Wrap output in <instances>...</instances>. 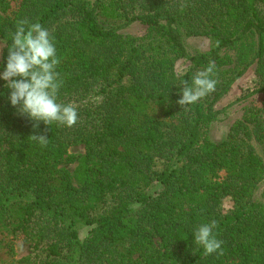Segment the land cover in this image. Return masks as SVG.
I'll return each mask as SVG.
<instances>
[{
  "label": "trees",
  "instance_id": "1",
  "mask_svg": "<svg viewBox=\"0 0 264 264\" xmlns=\"http://www.w3.org/2000/svg\"><path fill=\"white\" fill-rule=\"evenodd\" d=\"M24 18L54 37L58 102L79 119L34 128L1 80L0 264H264V98L210 135L249 70L253 87L236 102L264 96V0H0L4 69ZM135 24L146 32H127ZM192 36L209 48L189 50ZM209 60L215 92L181 107L182 81ZM43 133L46 147L30 138ZM212 220L223 255L194 242ZM19 237L30 254L18 259Z\"/></svg>",
  "mask_w": 264,
  "mask_h": 264
},
{
  "label": "clouds",
  "instance_id": "2",
  "mask_svg": "<svg viewBox=\"0 0 264 264\" xmlns=\"http://www.w3.org/2000/svg\"><path fill=\"white\" fill-rule=\"evenodd\" d=\"M185 7L187 4L182 2L181 10ZM59 63L55 40L49 30L39 22L31 23L27 18L18 20L8 48L6 68L0 79L6 81L5 87L11 90V105L35 121L34 128H38L41 121L45 125L57 123L69 128L78 122L76 105L58 102L62 87L60 74L56 71ZM216 76V63L209 60L204 69L192 76L191 83L182 81V97L177 103L186 107L215 92L218 84ZM30 138L41 147L49 143L46 133L34 134ZM216 227L217 222L212 220L199 225L194 233V242L203 248L205 255H223V241L213 231Z\"/></svg>",
  "mask_w": 264,
  "mask_h": 264
},
{
  "label": "rangeland",
  "instance_id": "3",
  "mask_svg": "<svg viewBox=\"0 0 264 264\" xmlns=\"http://www.w3.org/2000/svg\"><path fill=\"white\" fill-rule=\"evenodd\" d=\"M127 32L134 35H143L146 32V26L141 24H135L127 29ZM186 44L189 50L192 51H205L210 46V40L207 37L202 36H192L186 39ZM5 44L0 40V52H2ZM190 63L186 59H180L176 62L175 70L178 73H183L188 67ZM5 69L2 68L1 58H0V74L3 73ZM0 79V83H1ZM255 81V73L254 70H249L241 79H239L232 87L229 94L223 98L218 103V109H225L224 113L220 115L218 121H216L210 129V135L212 138L220 139L225 136L230 125L239 119L246 106L249 105H261L264 96L262 94L254 95L244 101L236 102V99L242 96V94L247 90L253 87ZM70 152L73 154H84L85 148L83 145H75L70 148ZM77 163H65L63 166L70 170L74 171ZM264 193V183L261 185L259 190V195L262 196ZM224 210H229L232 207V201L230 198H226L224 200ZM16 248V257L23 258L30 254L29 244L23 239V237H19L15 241Z\"/></svg>",
  "mask_w": 264,
  "mask_h": 264
}]
</instances>
